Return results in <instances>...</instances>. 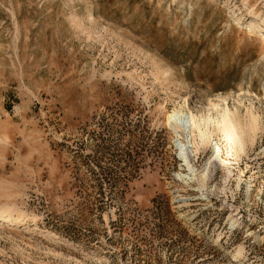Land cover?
Returning <instances> with one entry per match:
<instances>
[{"label":"rangeland","instance_id":"obj_1","mask_svg":"<svg viewBox=\"0 0 264 264\" xmlns=\"http://www.w3.org/2000/svg\"><path fill=\"white\" fill-rule=\"evenodd\" d=\"M261 19L264 0H0V208L25 223L0 222V264H264Z\"/></svg>","mask_w":264,"mask_h":264},{"label":"bare ground","instance_id":"obj_2","mask_svg":"<svg viewBox=\"0 0 264 264\" xmlns=\"http://www.w3.org/2000/svg\"><path fill=\"white\" fill-rule=\"evenodd\" d=\"M262 22L264 23V19L262 20ZM247 28H248L247 34H249L250 37H251V35L256 36L255 35L256 32H262V28L258 24H252L251 23L247 26ZM263 35H264V33H263ZM246 39H247V37H246ZM252 95L259 102H262L263 98L261 99L260 96H257L255 94H252ZM224 117L227 118V119H225L227 121L224 120V124H226V123L233 124V121H235L238 125H241V124L243 125V123H244L245 126L255 125L257 123V118H255L253 115H251L249 117H245L242 122L240 121L239 117L236 115H234V118L232 119L230 116V113L228 111H225ZM27 220L30 221L31 223H35V221H36L34 218H31V217H28ZM0 222H3V224H7L8 226L13 227V228H21L22 226L25 225V223L23 222V220L20 219V217H18L17 215H14L13 213H11L9 211L2 210L1 208H0ZM234 223H236V220L233 222V224Z\"/></svg>","mask_w":264,"mask_h":264},{"label":"trees","instance_id":"obj_3","mask_svg":"<svg viewBox=\"0 0 264 264\" xmlns=\"http://www.w3.org/2000/svg\"><path fill=\"white\" fill-rule=\"evenodd\" d=\"M110 168L108 167V169H104V172H103V175L105 176L104 178L106 179V180H108V179H110V174H109V172H110ZM108 171V172H107Z\"/></svg>","mask_w":264,"mask_h":264}]
</instances>
